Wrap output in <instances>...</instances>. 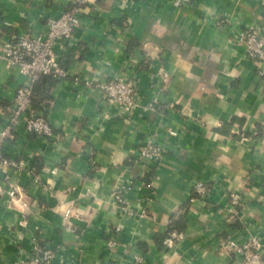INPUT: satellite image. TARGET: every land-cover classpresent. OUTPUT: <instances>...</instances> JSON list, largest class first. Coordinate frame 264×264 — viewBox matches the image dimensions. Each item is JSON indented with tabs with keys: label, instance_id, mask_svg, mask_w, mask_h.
<instances>
[{
	"label": "crops",
	"instance_id": "1",
	"mask_svg": "<svg viewBox=\"0 0 264 264\" xmlns=\"http://www.w3.org/2000/svg\"><path fill=\"white\" fill-rule=\"evenodd\" d=\"M78 1L0 0V43L43 31ZM83 8L80 45L57 49L61 65L97 82L134 74L140 106L131 120H108L100 90L65 81L45 91L40 105L57 138L20 128L4 145L24 168L0 169V264H19L31 235L57 251L54 264H130L136 253L144 264H238L227 242L252 237L264 253V64L238 42L247 28L264 30V1L190 0L175 8L171 0H90ZM24 81L0 63V132ZM148 137L165 152L159 168L145 172L136 161ZM198 181L218 183L216 192L199 199ZM9 184L30 205L21 247L22 214ZM118 190L133 216L115 206ZM232 191L243 197L235 208ZM181 218L186 239L172 250L158 244Z\"/></svg>",
	"mask_w": 264,
	"mask_h": 264
},
{
	"label": "built area",
	"instance_id": "2",
	"mask_svg": "<svg viewBox=\"0 0 264 264\" xmlns=\"http://www.w3.org/2000/svg\"><path fill=\"white\" fill-rule=\"evenodd\" d=\"M90 0H79L72 7L63 12L60 16L50 18L46 29L34 31L22 37H8L0 43V63H4L9 71H16L21 74L25 81L17 89L5 128L0 132V169L8 173V170H20L24 168L23 160L6 157L4 145L6 140L14 139L15 134L23 128L27 134L39 136L45 140L52 141L57 138L55 127L46 115L45 111L35 107L36 85L44 77H52L55 84L71 81L74 88H83L88 92L100 90L105 97L107 107L112 110L107 112L106 119L123 117L130 119L140 106L139 82L134 74L121 73L113 76L104 82H97L88 77H72L71 72L64 68L56 54L57 49L62 51L73 50L80 45V40L75 37L76 31L81 27V14L85 4ZM264 1V0H263ZM175 8H183L190 3V0H171ZM219 20H217V23ZM250 59L264 64V30L259 28H247L238 38ZM260 77L264 72L258 73ZM159 105V99L155 98L149 105L150 109ZM165 149L155 137L146 138L140 146L137 164L145 171L156 170L160 166ZM6 180L10 177L6 175ZM218 183L212 181H198L194 183L193 190L199 199L207 200L217 190ZM5 190L10 200L21 209L22 220L16 227V242L19 247L24 245L23 230L28 228L27 214L30 212V205L23 201L20 187L9 184ZM5 188L0 186V193ZM229 200L235 208L243 204V197L240 192H230ZM114 202L121 214L133 216L134 211L128 204L127 199L121 190L114 194ZM69 209L65 218L71 215ZM116 231H119L116 230ZM115 231L107 240V247L114 249L117 241ZM186 239V234L173 231L163 241L164 246L172 250L177 244ZM30 248L28 253L20 259L19 264H54L57 259V251L49 246H42L36 235L30 237ZM226 248L237 258L238 264H264V253L262 245L256 237L250 238L247 242L237 243L228 241ZM25 253V250L22 249ZM130 264H144V257L136 253L131 257Z\"/></svg>",
	"mask_w": 264,
	"mask_h": 264
},
{
	"label": "trees",
	"instance_id": "3",
	"mask_svg": "<svg viewBox=\"0 0 264 264\" xmlns=\"http://www.w3.org/2000/svg\"><path fill=\"white\" fill-rule=\"evenodd\" d=\"M55 83L53 78L52 77H44L43 79H41L37 85H36V99L34 100V104H35V107L38 109V110H41L42 111L44 110L43 109V106L40 105L41 101H43L44 99H46L43 95H45V91L48 90V88H50L52 86V84ZM45 86L46 89L41 90L42 89V86ZM38 89V90H37ZM40 89V90H39ZM38 91V93H37ZM45 108V107H44ZM13 139H9V142H13L12 141ZM148 172V171H147ZM183 219L181 218L180 220L176 221V222H173L170 229H169V233L166 235V236H162L159 240H158V244H160L161 242H163L171 232L173 231H182L183 230V222H181ZM41 243V242H40ZM42 246H46L45 244L41 243ZM162 245V243H161Z\"/></svg>",
	"mask_w": 264,
	"mask_h": 264
}]
</instances>
